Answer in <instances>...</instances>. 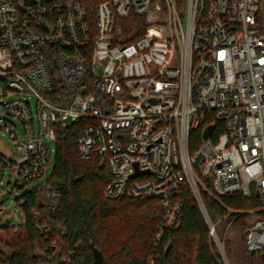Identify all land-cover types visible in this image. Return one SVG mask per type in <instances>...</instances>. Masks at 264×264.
<instances>
[{"label": "built area", "instance_id": "obj_1", "mask_svg": "<svg viewBox=\"0 0 264 264\" xmlns=\"http://www.w3.org/2000/svg\"><path fill=\"white\" fill-rule=\"evenodd\" d=\"M259 3L0 0V97L9 98L0 106V132L13 144L0 147V185L8 175L6 184L34 187L54 166L45 139L56 145L58 126L83 121L81 158L107 155L111 169L104 195L160 200L157 239L177 222L183 202L174 193L188 184L208 216L203 193L221 204L224 196L256 194L259 207L223 206L230 214L263 213L244 229L248 249L263 251ZM18 93L35 99L38 129L31 103ZM200 128L203 141L191 153V134ZM46 181L41 185L55 208L61 193ZM209 227L224 257L216 223ZM40 228L48 231L45 223Z\"/></svg>", "mask_w": 264, "mask_h": 264}, {"label": "trees", "instance_id": "obj_2", "mask_svg": "<svg viewBox=\"0 0 264 264\" xmlns=\"http://www.w3.org/2000/svg\"><path fill=\"white\" fill-rule=\"evenodd\" d=\"M259 16V26H261ZM57 127L56 154L46 182L61 193L53 208L42 185L27 190L20 205L24 224L5 225L2 232L17 228L12 235L0 236V264H223L206 217L190 186L181 185L174 193L183 202L177 222L165 228L157 239L163 209L157 198L119 197L109 199L104 190L111 180L107 155L84 160L78 137L81 123ZM201 128L191 134L189 150L194 153L203 141ZM211 220L218 226L232 221L247 227L252 217L263 213H229L227 207L250 210L261 205L256 194L222 197L221 203L203 193ZM48 231H42L41 224ZM219 232V231H218ZM244 239V238H243ZM225 241L234 264H264V250L252 252L245 241L235 245Z\"/></svg>", "mask_w": 264, "mask_h": 264}, {"label": "rangeland", "instance_id": "obj_3", "mask_svg": "<svg viewBox=\"0 0 264 264\" xmlns=\"http://www.w3.org/2000/svg\"><path fill=\"white\" fill-rule=\"evenodd\" d=\"M260 4V10H259V14H260V18H261V28L264 30V0H261ZM120 25V23H119ZM122 26L124 27L125 31L130 30L131 26L130 24H122ZM17 95L19 96H26V98L28 97L27 94L24 93H18ZM9 99L8 97H0V106L1 103H3V101ZM29 100V102L31 103V107H32V111L34 114V122L36 125V128L38 129V121H37V104L35 99L32 98H27ZM19 127L23 128V126L21 125V123H19ZM46 143L53 147V154L55 155L56 153V145L54 144V142H52L51 140L45 139ZM0 147L6 148L8 150L13 149V144L12 141L10 140V138L5 134L0 132ZM52 170L49 169L45 172V174L43 176H41L39 179H37L32 186H36L38 184H41L42 181L47 180L50 175ZM7 178L8 175H6V180L5 183H3V185H0V199H5L4 202L2 204H0V231H3L5 229V225L8 226H15V227H20L23 226L24 224V216L21 210V207L19 205V198L22 197L24 195V193L28 190V187L26 188H18L16 187L15 183H11V184H6L7 183ZM30 186V187H32ZM29 187V188H30ZM248 213V212H247ZM252 213V212H251ZM250 213V214H251ZM255 219V217H252L249 220V223L251 221H253ZM228 223H226V221L222 222L219 226H218V235L221 238L222 244L223 245V251H224V257L221 256L220 251L218 246L216 245L217 243L215 242L214 238L212 237V241H214V245H216L217 250L220 254V256L222 257V263L223 264H234L232 262L231 257L227 254L226 248H225V241L228 239H231L232 241H234L233 243L235 245L237 244H242L244 242V229L243 226H240L238 224H231L230 226H228ZM17 230V228H11L9 229V231L7 232H2L0 233V236H2L3 238H5L7 235H12L15 231Z\"/></svg>", "mask_w": 264, "mask_h": 264}, {"label": "water", "instance_id": "obj_4", "mask_svg": "<svg viewBox=\"0 0 264 264\" xmlns=\"http://www.w3.org/2000/svg\"><path fill=\"white\" fill-rule=\"evenodd\" d=\"M212 128H213L212 126H208V127L204 130V133H203L204 138H208V137H209ZM4 200H5L4 198H3V199H0V204H2V203L4 202ZM203 212H204V215H205L206 220H207V222H208V225L210 226V224H211V220H210L208 214H207L205 211H203Z\"/></svg>", "mask_w": 264, "mask_h": 264}]
</instances>
